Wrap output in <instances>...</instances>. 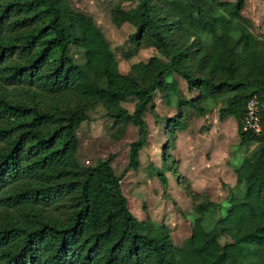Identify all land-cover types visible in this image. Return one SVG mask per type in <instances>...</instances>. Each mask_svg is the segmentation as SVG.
<instances>
[{"label": "trees", "instance_id": "16d2710c", "mask_svg": "<svg viewBox=\"0 0 264 264\" xmlns=\"http://www.w3.org/2000/svg\"><path fill=\"white\" fill-rule=\"evenodd\" d=\"M246 4L118 0L114 24H131L134 47L155 46L167 62L153 57L123 75L95 19L69 0H0V264H210L218 254L264 264V108L261 131L245 130L248 102L264 105V35L254 33ZM169 73L199 95L181 99ZM158 92L178 99L180 111L235 118L240 147H252L234 171L236 186L223 185L225 215L223 203L184 187L195 217L181 246L167 225L139 221L122 190L148 145L145 115ZM99 106L118 127L116 140L129 124L138 129L122 175L113 155L94 166L78 160V130ZM156 172L168 188L164 169Z\"/></svg>", "mask_w": 264, "mask_h": 264}, {"label": "rangeland", "instance_id": "374dc122", "mask_svg": "<svg viewBox=\"0 0 264 264\" xmlns=\"http://www.w3.org/2000/svg\"><path fill=\"white\" fill-rule=\"evenodd\" d=\"M234 1V0H225ZM71 6L93 17L109 41L119 63L120 72L128 75L132 68L146 64L151 58H157L160 65H166V60L159 56L155 46L136 49L130 36L135 33L131 24L118 27L112 20V9L118 0H69ZM244 15L254 24V33L264 35V0H247ZM131 52L132 55L128 56ZM176 80L181 99L190 100L199 95L197 91L189 93L186 82L174 74L167 75V81ZM172 96L158 92L155 96L153 112L145 115L149 126L148 145L140 154L138 169L128 172L122 181V190L128 199L131 213L139 220L148 223L165 224L171 231L176 246L191 236L192 221L195 217L193 202L187 196L184 187L208 195L214 202L223 203L226 214L229 207L225 200L229 189L236 186V178L224 180L217 175L214 167L215 154L225 159V165L230 158L229 173L233 175L251 148H241L237 136V122L233 117L224 122L218 119V112L207 116L200 115L195 109L178 107ZM130 113L135 110V102L123 103ZM180 112L182 117L179 118ZM105 109L99 106L90 112V121L83 123L78 130L79 153L78 160L84 166H94L99 160L114 156L113 169L117 175H122L129 165V147L139 140L138 129L129 124L120 140L113 134L118 127L105 117ZM158 115L159 119L155 116ZM180 120V124L172 122ZM217 119V120H216ZM171 121V122H169ZM218 121V122H217ZM224 121V120H223ZM170 154L172 161L164 164V154ZM174 160V161H173ZM172 168V170H169ZM157 169H164L169 179L165 188L157 176ZM223 185H227L226 188ZM227 240L223 239V243ZM210 264H229L226 256L216 255Z\"/></svg>", "mask_w": 264, "mask_h": 264}, {"label": "built area", "instance_id": "2783aa9c", "mask_svg": "<svg viewBox=\"0 0 264 264\" xmlns=\"http://www.w3.org/2000/svg\"><path fill=\"white\" fill-rule=\"evenodd\" d=\"M264 105L257 99H251L247 104V114L245 117V130L246 131H261V109Z\"/></svg>", "mask_w": 264, "mask_h": 264}, {"label": "crops", "instance_id": "0c3cea01", "mask_svg": "<svg viewBox=\"0 0 264 264\" xmlns=\"http://www.w3.org/2000/svg\"><path fill=\"white\" fill-rule=\"evenodd\" d=\"M219 119V118H218ZM217 120V119H216ZM218 122V121H217ZM224 122H231V120L229 121L228 120H224V121H221L220 123L223 124ZM237 125V124H236ZM225 159H220V154H215V157H214V167L216 168L217 170V175L220 176L223 180H224V183L227 184L226 182V179H229V177H231L232 180H235L236 178V175L235 173L233 175H229V176H225V173H229V169H228V166L230 165V158L227 160V163L225 165Z\"/></svg>", "mask_w": 264, "mask_h": 264}]
</instances>
